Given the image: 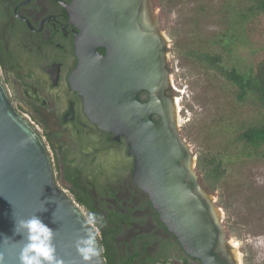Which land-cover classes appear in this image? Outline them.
<instances>
[{
	"label": "water",
	"instance_id": "water-1",
	"mask_svg": "<svg viewBox=\"0 0 264 264\" xmlns=\"http://www.w3.org/2000/svg\"><path fill=\"white\" fill-rule=\"evenodd\" d=\"M147 0H74L71 15L82 33L73 74L89 113L101 126L126 135L135 157V182L146 191L160 220L185 250L203 264H226L221 209L206 192L194 157L179 132L177 104L163 96L169 86L166 40L148 16ZM104 46L102 55L98 48ZM149 91L143 101L141 92ZM158 115L159 120L155 119ZM46 209L41 211L42 209ZM38 215L55 231L56 254L65 264H106L100 234L98 255L84 261L77 250L93 226L87 212L56 181L50 154L37 128L15 107L0 75V253L18 264L24 240L16 219Z\"/></svg>",
	"mask_w": 264,
	"mask_h": 264
},
{
	"label": "flooded vegetation",
	"instance_id": "flooded-vegetation-1",
	"mask_svg": "<svg viewBox=\"0 0 264 264\" xmlns=\"http://www.w3.org/2000/svg\"><path fill=\"white\" fill-rule=\"evenodd\" d=\"M73 1L0 0V75L10 97L39 131L57 183L87 215L96 214L95 227L110 247L109 264H203L160 220L149 194L135 182L127 136L95 121L85 94L73 86L82 33L80 14L69 11ZM98 51L105 55L107 48ZM165 66L169 70L166 54ZM170 88L169 83L163 96L172 98ZM140 96L147 101L150 92ZM225 238L215 250L226 264H238Z\"/></svg>",
	"mask_w": 264,
	"mask_h": 264
},
{
	"label": "rangeland",
	"instance_id": "rangeland-1",
	"mask_svg": "<svg viewBox=\"0 0 264 264\" xmlns=\"http://www.w3.org/2000/svg\"><path fill=\"white\" fill-rule=\"evenodd\" d=\"M224 1L147 0L146 6L166 40L169 95L177 104L179 132L203 187L221 209L229 248L238 264H264V157L239 155L241 144L227 147L231 124L255 122L263 108L238 102L232 84L189 55L191 49L225 54L213 43L227 28ZM244 31L246 43L238 42L232 58L225 54L227 62L243 67L264 57V16ZM208 148L232 155L216 188L198 169L199 155Z\"/></svg>",
	"mask_w": 264,
	"mask_h": 264
},
{
	"label": "trees",
	"instance_id": "trees-1",
	"mask_svg": "<svg viewBox=\"0 0 264 264\" xmlns=\"http://www.w3.org/2000/svg\"><path fill=\"white\" fill-rule=\"evenodd\" d=\"M222 7L227 28L213 43L222 45L225 54L232 58L233 53L238 50V44L246 43L244 36L246 26L264 16V0H225ZM225 54L196 49L189 51V55L202 63L207 70L216 72L227 83L232 84L238 102L241 104L250 102L263 108L262 115L257 121L231 124L227 147L241 144L239 155L264 157V57L254 64L243 67L236 62L230 64L231 59L227 62L228 57ZM231 158V154L208 148L199 155L198 169L216 188L217 183L226 176V162L231 161ZM102 244L106 264H109L107 249L110 247L103 240Z\"/></svg>",
	"mask_w": 264,
	"mask_h": 264
},
{
	"label": "clouds",
	"instance_id": "clouds-1",
	"mask_svg": "<svg viewBox=\"0 0 264 264\" xmlns=\"http://www.w3.org/2000/svg\"><path fill=\"white\" fill-rule=\"evenodd\" d=\"M46 210L45 208L41 211ZM96 214L89 213L86 223L95 228ZM15 233L20 234L25 241L20 248L18 264H65L64 260L57 256L54 244L55 231L49 227L38 215L24 219H16ZM99 235L98 228L95 235L89 234L82 243L77 241V250L84 261H90L94 255H98L96 237ZM0 264H5V257L0 253Z\"/></svg>",
	"mask_w": 264,
	"mask_h": 264
}]
</instances>
